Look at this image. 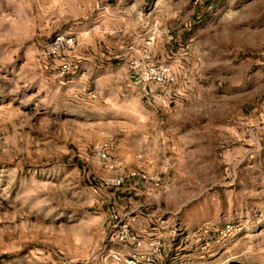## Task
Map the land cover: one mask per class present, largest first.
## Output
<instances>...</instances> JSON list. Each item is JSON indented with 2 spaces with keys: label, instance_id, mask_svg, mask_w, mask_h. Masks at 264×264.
<instances>
[{
  "label": "rangeland",
  "instance_id": "1",
  "mask_svg": "<svg viewBox=\"0 0 264 264\" xmlns=\"http://www.w3.org/2000/svg\"><path fill=\"white\" fill-rule=\"evenodd\" d=\"M193 2L0 0V264H264V0Z\"/></svg>",
  "mask_w": 264,
  "mask_h": 264
},
{
  "label": "built area",
  "instance_id": "2",
  "mask_svg": "<svg viewBox=\"0 0 264 264\" xmlns=\"http://www.w3.org/2000/svg\"><path fill=\"white\" fill-rule=\"evenodd\" d=\"M199 0H194L196 4ZM73 39L67 35H58L45 47V53L52 55L72 45ZM264 88L262 90L257 117L264 118ZM104 158V154H100ZM108 240L117 246V250H108V257L115 263L123 264H157L163 254V244L159 238L142 239L135 234L129 222L118 214L111 212L108 216ZM226 231L229 229L225 226ZM204 249V247L202 248Z\"/></svg>",
  "mask_w": 264,
  "mask_h": 264
}]
</instances>
